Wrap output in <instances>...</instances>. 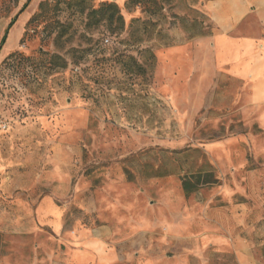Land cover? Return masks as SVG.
<instances>
[{"label": "rangeland", "instance_id": "1", "mask_svg": "<svg viewBox=\"0 0 264 264\" xmlns=\"http://www.w3.org/2000/svg\"><path fill=\"white\" fill-rule=\"evenodd\" d=\"M205 1L0 0V264H100L105 248L103 264L230 263L197 249L205 218L264 261V105L164 77L214 29ZM104 3L122 30L87 19ZM46 198L55 231L36 214Z\"/></svg>", "mask_w": 264, "mask_h": 264}, {"label": "crops", "instance_id": "2", "mask_svg": "<svg viewBox=\"0 0 264 264\" xmlns=\"http://www.w3.org/2000/svg\"><path fill=\"white\" fill-rule=\"evenodd\" d=\"M203 9L214 29L210 35L195 42L201 47L195 56L189 57L186 53L180 55L181 61L189 58L190 68H182L176 75L173 74L175 70L166 71L164 77L168 86L185 87L181 91L186 93L215 89L220 84L231 82L233 87L248 89V101L251 106L255 108L264 105V0H207ZM171 59L175 60V57ZM159 75L157 71L156 76ZM36 214L43 217V221L52 218L53 227L51 223L46 226L51 227L53 231L59 227L60 212L48 198L38 204ZM203 224L206 225L201 232L204 238L202 245L197 247L198 250L228 249L231 262L224 264H264V261L254 254L253 241H248L240 235L230 239L218 235L208 218L204 219ZM109 231L99 235L101 237L95 242L100 243L107 235H111ZM106 250L107 248L101 251L102 256L99 254L100 264H103V260L107 262L112 259V256L108 255L110 252L106 253ZM63 255L57 260L58 264H89L90 261V258L83 254ZM203 262L204 260L200 259L196 264Z\"/></svg>", "mask_w": 264, "mask_h": 264}, {"label": "trees", "instance_id": "3", "mask_svg": "<svg viewBox=\"0 0 264 264\" xmlns=\"http://www.w3.org/2000/svg\"><path fill=\"white\" fill-rule=\"evenodd\" d=\"M133 0H130L132 2ZM138 2V1H136ZM87 19L95 21V23H101L105 22L108 26L112 24L113 21H116L119 23L120 27L118 28L119 30H122L124 27L123 19L120 14L119 9L116 7L114 3L110 4H101L98 8L90 9L89 12L86 15ZM13 21L12 20L9 22L8 26L11 25ZM6 30V29H5ZM4 30V31H5ZM7 30L4 32L1 40H0V46L3 44L5 36H6ZM105 43L108 42V39L104 40ZM200 175H195L194 178L196 179L197 182H199V177ZM183 190L186 195H189V193L193 192L195 189H192L191 184L189 181H183ZM196 188V187H195Z\"/></svg>", "mask_w": 264, "mask_h": 264}, {"label": "built area", "instance_id": "4", "mask_svg": "<svg viewBox=\"0 0 264 264\" xmlns=\"http://www.w3.org/2000/svg\"><path fill=\"white\" fill-rule=\"evenodd\" d=\"M5 128H6V125L4 123L0 122V130H4Z\"/></svg>", "mask_w": 264, "mask_h": 264}]
</instances>
